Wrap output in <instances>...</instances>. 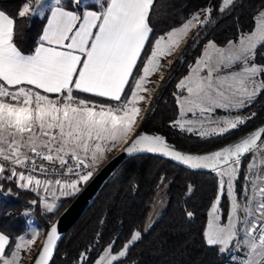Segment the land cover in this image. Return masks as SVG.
<instances>
[{
    "label": "snow or ice",
    "instance_id": "1",
    "mask_svg": "<svg viewBox=\"0 0 264 264\" xmlns=\"http://www.w3.org/2000/svg\"><path fill=\"white\" fill-rule=\"evenodd\" d=\"M97 2L100 10L81 12L69 7L80 0L47 5L44 0H24L18 17L50 13L30 54L15 42L16 18L0 10V176L51 196L53 202L45 200L44 206L53 212L60 197L79 192L105 154L131 137L123 149L129 154L159 153L188 168L215 172L218 196L209 212L206 244L239 264H264V126L204 155L185 154L162 136L134 131L149 100L148 85L159 83L152 78L163 75L169 58L193 29L195 43L213 9H202L150 39L156 0ZM234 2L221 0L219 12L229 11ZM254 21L252 31L239 33L224 46L207 43L176 85L180 119L174 126L220 137L255 117L254 112L247 119L239 114L264 94V64L256 62L258 47L264 48V9ZM217 110L227 115L217 116ZM189 114L193 118H186ZM245 156L251 162L238 193ZM225 198L230 204L222 223L220 204ZM38 237L36 231L17 238L0 232V264H23L22 253H32ZM141 237V231H135L118 254L113 253L114 240L94 264H118ZM59 239L57 227L51 226L34 264H51ZM80 259L88 260L83 254Z\"/></svg>",
    "mask_w": 264,
    "mask_h": 264
},
{
    "label": "trees",
    "instance_id": "2",
    "mask_svg": "<svg viewBox=\"0 0 264 264\" xmlns=\"http://www.w3.org/2000/svg\"><path fill=\"white\" fill-rule=\"evenodd\" d=\"M23 3L24 0H0V10L16 18L15 42L25 54H30L40 41L45 19L39 15L18 17ZM220 5L221 0H156L150 14L153 28L150 39H154L179 27L194 13L209 7L213 9L210 22L200 30L195 43L196 29L186 38L156 87L149 109L136 129L148 135L162 136L169 145L187 153L213 151L264 124V94L247 108L250 114L256 113L254 118L220 137L188 134L173 124L180 115L176 85L188 74L189 65L201 55L203 45L213 40L224 46L236 40L239 33L252 31L254 17L264 9V0H235L231 9L224 13L219 12ZM262 51L264 48L258 47L256 62L259 64H264ZM250 160V156L243 159L237 181L238 193ZM0 192V232L10 238L24 235L30 219L46 232L76 195L61 197L58 208L49 212L34 191L20 188L14 179L0 176ZM159 193L165 195L167 205L149 228L148 218ZM217 196L218 176L213 171H190L151 155L132 157L113 174L65 236L52 264H94L110 243L116 241L113 253H118L137 230L142 233L141 239L130 247L127 256L118 264H227L229 255L208 246L204 237L209 211ZM220 207L226 215L227 198L221 200ZM188 212L194 215L188 217ZM82 254L87 256V261L80 259Z\"/></svg>",
    "mask_w": 264,
    "mask_h": 264
},
{
    "label": "water",
    "instance_id": "3",
    "mask_svg": "<svg viewBox=\"0 0 264 264\" xmlns=\"http://www.w3.org/2000/svg\"><path fill=\"white\" fill-rule=\"evenodd\" d=\"M261 126H264V124ZM245 135L235 139L234 141H232L230 143L238 141L240 138L244 137ZM230 143H228V144H230ZM127 144L120 151H118L112 157H110L98 169V171L95 172L92 179L87 184H85L80 189V191L78 193H76L73 200L58 215V217L52 222V224L46 230L45 235H44V241L46 239L47 234L50 232L51 226H53V225H55L57 227L58 234L60 236V239L57 241V246L54 250V254H53L51 264H52V262L56 256V254L59 250V247H60L62 241L64 240L65 236L72 229V227L80 220V218L84 215V213L88 210V208L91 206V204L93 203L95 198L99 195V193L102 191V189L104 188V186L106 185L108 180L130 158L135 157V156H140V155H151V156H156V157L166 159V160H168V161H170V162H172V163H174L180 167H183L187 170H190V171H196V172H211L212 171L210 169H191V168H188L186 165H183L180 162L174 161V160H172L166 156H163L159 153L134 152L132 154H129V153L123 151V149L127 146ZM228 144H226L224 146H227ZM224 146H222V147H224ZM220 148L215 149L213 151H217ZM213 151H210L207 153H201V154L187 153V152H183V151H181V152H183L185 154H191V155H204V154H209ZM166 205H167V199H166L165 195L159 193V195L156 197V199L153 203V207H152V210H151L149 218H148V227L149 228H151L154 225V223L156 222V220L158 219L160 214L166 208ZM44 241H43V243H44ZM42 245H41V247H42ZM32 264H34V261Z\"/></svg>",
    "mask_w": 264,
    "mask_h": 264
},
{
    "label": "rangeland",
    "instance_id": "4",
    "mask_svg": "<svg viewBox=\"0 0 264 264\" xmlns=\"http://www.w3.org/2000/svg\"><path fill=\"white\" fill-rule=\"evenodd\" d=\"M47 1L48 2H50V3H53V0H44V4L45 5H47ZM94 4V3H97V4H99L98 2H97V0H80V3H79V5L82 7V6H86L87 4ZM49 4V3H48ZM192 32V31H191ZM209 41H213V40H208L204 45H203V49H202V52H203V50H204V47L207 45V43L209 42ZM180 50V49H179ZM179 50H177L176 52H175V54L172 56V57H170L169 58V60H168V62H167V64H166V66H165V68L163 69V75L162 76H155V77H153L152 79L153 80H156V81H158V77H160V78H163V76H164V74H165V72L167 71V69L171 66V63H173V61H174V59L177 57V55H178V53H179ZM202 52H201V54H202ZM201 56V55H200ZM199 56V57H200ZM198 57V58H199ZM198 58H196V60L198 59ZM195 60V61H196ZM195 61L193 62V63H191L190 65H189V68H190V66H192L194 63H195ZM184 78V77H183ZM160 82V81H159ZM158 84L159 83H152V84H149L148 85V87H149V89H150V92L148 93V96L150 97V95H153L154 94V92H155V89H156V87L158 86ZM237 113H235V112H233L232 113V115H236ZM239 114L240 115H243L246 119H247V117L250 115V112L247 110V108H245V109H241L240 111H239ZM216 115L217 116H224V115H227V113H225L223 110H217V113H216ZM186 118H188V119H191V118H193L192 116H191V114H189V116L188 117H186ZM180 119V115H179V117L177 118V120H179ZM176 120V121H177ZM174 124V123H173ZM176 127V126H175ZM177 129H179V130H181V131H183V132H186V133H188V134H194V135H198V136H200L199 134H198V132H188V131H186V130H182L181 128H179V127H176ZM202 137V136H201ZM118 148V147H117ZM117 148H115L114 150H112L111 152H107L106 154H105V156H106V158L104 159V160H102L100 163H99V165H101V164H104L110 157H112L113 156V154H114V152H115V150L117 149ZM250 162H251V160H250ZM249 162V163H250ZM98 165V166H99ZM96 171H98V167H97V170ZM244 183H245V181L243 182V184L242 185H244ZM83 187V186H82ZM81 187V188H82ZM80 188V189H81ZM30 190H31V188H30ZM35 192V191H34ZM38 196H39V199H40V201L43 203V204H45V200H47V202L48 203H52L53 202V198L51 197V196H47V197H45V194L41 191L40 193H37V192H35ZM78 193V192H77ZM58 194V193H57ZM0 198H1V192H0ZM61 198V197H60ZM241 199H243V197H241ZM57 203H58V205H59V201H57ZM229 204H230V202H229V200H228V210H227V213H228V211H229ZM211 210V209H210ZM221 211H222V213L224 214V211H223V209L221 208ZM210 212V211H209ZM226 216H227V214L225 215L224 214V218H222V220H221V222L222 223H225L226 222ZM209 218V217H208ZM208 222V221H207ZM206 230V229H205ZM33 231H36V232H38L39 233V237H38V239L41 237V236H43L44 234H45V231L40 227V225L35 221V220H33V219H30L29 221H28V228H27V231L24 233V235H29L30 236V234L33 232ZM26 254L27 253H22V255L24 256V259H25V257H26ZM103 254V252L101 253V255ZM114 254H118V253H114ZM229 255V254H228ZM25 263V260H23V264ZM227 264H239V260H236V261H233V260H231L230 259V257H229V259H228V263Z\"/></svg>",
    "mask_w": 264,
    "mask_h": 264
},
{
    "label": "built area",
    "instance_id": "5",
    "mask_svg": "<svg viewBox=\"0 0 264 264\" xmlns=\"http://www.w3.org/2000/svg\"><path fill=\"white\" fill-rule=\"evenodd\" d=\"M162 78L158 77V81H160ZM152 99V95H150L149 97V100L147 103L143 104L142 105V108H143V111L140 115V117L138 118L139 119V123L136 125V129L138 127V125L140 124V122L143 120L146 112L148 111L149 109V106H150V101ZM136 129L134 131H136ZM131 139V137H129V140ZM128 143V141H125L124 144H121L118 146V148L115 150L114 154L117 153L118 151H120L126 144ZM113 154V155H114ZM96 172V171H95ZM95 174V173H94ZM83 186V185H82ZM81 186V187H82ZM27 189H30V188H27ZM45 235V234H44ZM44 235L41 236L38 240H37V244L33 246V252L30 253V254H26V257H25V263L24 264H32L35 257L37 256L40 248H41V245L43 244V241H44Z\"/></svg>",
    "mask_w": 264,
    "mask_h": 264
},
{
    "label": "crops",
    "instance_id": "6",
    "mask_svg": "<svg viewBox=\"0 0 264 264\" xmlns=\"http://www.w3.org/2000/svg\"><path fill=\"white\" fill-rule=\"evenodd\" d=\"M67 1H69V0H63V2L64 3H67ZM55 2V0H53V3ZM100 2H103V0H100ZM52 4V3H50V2H48L47 1V4ZM69 7L71 8V9H73V10H75L77 7H79V10L81 11V12H83V11H90V10H100L99 9V4H97V3H92V4H87L86 6H80V5H76V4H72V6H70L69 5ZM41 18H44L45 19V26H46V23H47V21H46V16H48V15H50V13L47 11V10H45V12H44V14H42V15H40V14H38ZM44 26V27H45ZM191 33V32H190ZM190 33L188 34V36L190 35ZM186 41V39L183 41V43L180 45V47H179V49L182 47V45L184 44V42ZM178 49V50H179Z\"/></svg>",
    "mask_w": 264,
    "mask_h": 264
},
{
    "label": "flooded vegetation",
    "instance_id": "7",
    "mask_svg": "<svg viewBox=\"0 0 264 264\" xmlns=\"http://www.w3.org/2000/svg\"><path fill=\"white\" fill-rule=\"evenodd\" d=\"M171 64H172V63H171ZM168 69H170V67H169ZM168 69H167V70H168Z\"/></svg>",
    "mask_w": 264,
    "mask_h": 264
}]
</instances>
